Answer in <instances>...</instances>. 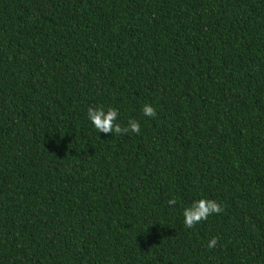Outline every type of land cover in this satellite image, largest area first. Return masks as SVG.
<instances>
[{
  "label": "trees",
  "instance_id": "obj_1",
  "mask_svg": "<svg viewBox=\"0 0 264 264\" xmlns=\"http://www.w3.org/2000/svg\"><path fill=\"white\" fill-rule=\"evenodd\" d=\"M0 264H264V0H0Z\"/></svg>",
  "mask_w": 264,
  "mask_h": 264
},
{
  "label": "clouds",
  "instance_id": "obj_2",
  "mask_svg": "<svg viewBox=\"0 0 264 264\" xmlns=\"http://www.w3.org/2000/svg\"><path fill=\"white\" fill-rule=\"evenodd\" d=\"M143 114L146 117L155 118L156 110L151 104H144ZM120 111L118 108L109 107L105 109L102 106L89 107L87 109V118L92 125V127L97 131V133H111L113 135H121L128 133L139 134L141 127L140 123L135 120H129L126 126H122L119 122ZM168 205L175 206L177 204V199L173 197L168 200ZM223 211L222 206L215 200L212 199H199L195 200L190 206L183 209L182 215L184 218V226L186 228H193L197 224L205 221L209 216L213 214H219ZM217 239L212 238L209 241V248L216 245Z\"/></svg>",
  "mask_w": 264,
  "mask_h": 264
}]
</instances>
